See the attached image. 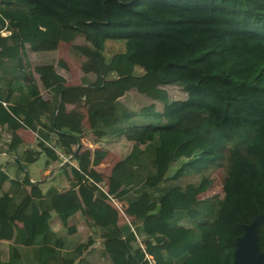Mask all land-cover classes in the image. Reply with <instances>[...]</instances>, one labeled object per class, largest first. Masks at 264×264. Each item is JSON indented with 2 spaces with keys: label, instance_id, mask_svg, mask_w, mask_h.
<instances>
[{
  "label": "trees",
  "instance_id": "16d2710c",
  "mask_svg": "<svg viewBox=\"0 0 264 264\" xmlns=\"http://www.w3.org/2000/svg\"><path fill=\"white\" fill-rule=\"evenodd\" d=\"M4 26L12 29L0 34V124L10 130L6 148L16 156L15 171L39 152L18 150L20 127L36 131V145L49 158L57 154L43 140L70 154L71 133L82 134L88 150L80 141L66 189L41 190L26 175L9 179L10 188L0 191V238L10 243L0 264H87L82 252L94 238L70 237L75 227L67 220L76 211L89 217L97 236L116 243L102 248L110 264H146L141 247L154 264H231L241 225L264 211V0H0ZM79 33L84 41L75 42ZM56 47L65 62L24 59L27 48ZM56 66L68 67L75 87ZM108 71L115 76L106 78ZM168 83L185 97L169 98L161 87ZM128 90L160 101L162 110L149 102L134 112L118 99ZM82 95L87 120L82 108L79 125ZM92 135L131 141L107 172ZM222 156V194L199 197ZM7 177L0 169V189ZM17 209L25 218L13 227ZM52 212L63 232L50 227ZM257 235L264 252V218Z\"/></svg>",
  "mask_w": 264,
  "mask_h": 264
},
{
  "label": "crops",
  "instance_id": "0c3cea01",
  "mask_svg": "<svg viewBox=\"0 0 264 264\" xmlns=\"http://www.w3.org/2000/svg\"><path fill=\"white\" fill-rule=\"evenodd\" d=\"M58 21L63 23L59 19H56V24ZM54 50L55 49L48 50V51H39V52L35 51L34 52V51H31L30 49L27 48L25 51V54H24V59L27 61V63L29 65L30 64L33 65L35 63H40V62H44V61L53 62V64H54L55 60L58 58L55 56ZM68 53L74 59L70 48L68 50ZM74 60H76V59H74ZM77 62L80 63L79 61H77ZM136 68H138V67H136ZM26 69L28 71V73H27L28 78H30L35 83V85L39 89L40 93H44V91L41 87L40 81L37 77V73L35 71H33L32 68H26ZM55 70L57 72L62 73L59 66H56ZM62 74H64V73H62ZM84 74L90 78L93 76L92 73H88V72H85ZM114 76H115V74L112 71H108L105 75L106 78H112ZM68 83L69 82L66 81L65 84L68 85ZM131 91H133V90L126 91L120 97H118V99H120V101H122L124 104L127 105L126 101L123 100V97L126 94L130 93ZM76 97H77V94H76ZM80 100L81 101H79V99L77 98V105H76V110H77L78 115H79V125H80V113L79 112H81L82 108H84V105L82 104V99H80ZM72 106H73V104H66V109H70ZM84 111H85V108H84ZM85 115H86V120H87L86 111H85ZM40 119L42 121H44L45 116L40 115ZM87 124H88V121H87ZM52 125H53V123L51 122L50 126L52 127ZM88 126H89V124H88ZM80 130H81V128H80ZM18 132L20 133V135L22 137V141L18 147V150H21V149L24 150V149H29V148L34 149L35 148L36 150H39V152L35 156V159L32 162L28 163L26 166H23L22 170L16 172L15 171V165L12 163V160L16 159V156H14L13 151H10L6 148L7 142L9 141V138H10V130L4 124H0V169L3 170L4 172H6V174L8 176L7 179L4 180L0 191L1 190L5 191V190H8L10 188L11 183H10L9 179L15 178L17 180H20L23 175H26L28 182L37 183L40 186L41 190H44L50 184H55L59 189L68 188L71 180L73 179L72 175L70 173V170H69V166L76 164L74 158L69 160V161L62 159L61 157H59L57 151H60V152H63V151L60 150L56 146H55L56 149L55 150L53 149V151L57 155L54 156V158H49L48 155L45 153V151L42 149H39L36 145L37 138L39 137L37 135L36 131L29 129V128H26V127H20L18 129ZM48 133H49V136L52 138V140L55 139V137H56L55 130H50V131H48ZM113 137H115V136L107 135L106 137L103 138V140L114 139ZM92 138H93V135H92ZM103 140H101V141H103ZM43 141L46 145H47V143L52 144V142H49L47 140H43ZM80 141H81V138H80ZM102 151H104V150H102ZM123 153L124 152H122L121 154H123ZM99 158H100V156L98 155V152H96L95 153V161H97ZM64 163H66V164H64ZM60 166L64 167L63 172H62V170L57 169ZM73 188L76 189V186H74ZM119 199L122 201V203H125L121 198H119ZM24 218H25L24 212L21 211L20 209H17L10 216L9 221L13 227H19L23 224ZM48 221H49L50 227L53 230H55L57 232H60V231L63 232L64 231V227L62 226L59 218L57 217V215L54 212H52L50 214ZM67 224L75 227V232L73 234H70V237L72 239H74V241L75 240L76 241H83L88 236H91L94 238V242L91 243L82 252L84 260H86L88 262L87 264H110L107 256L103 253L102 248L104 249L105 245H108V246H111L114 248V247H116V243L110 242L106 239H103L100 236H97L95 228L91 225L89 217L85 213H83L82 211L74 212L72 215H70L68 217ZM125 226L127 227L128 231L130 232L133 242H138L139 244H141V240L138 237L137 232H136L135 224L134 225L128 224ZM150 239H151L152 243L154 244V240H153L154 238L150 237ZM9 243H10V240L5 239V238H0V258L1 259L7 258ZM19 248H20L21 253L26 252V247L22 246ZM140 251L143 254L145 253L144 256L146 259V264H154L150 259V253L148 251H146V249L144 247H141ZM161 251H164V250H161ZM92 255H96V257H92ZM103 257L105 258L106 262L100 263L98 258L103 259Z\"/></svg>",
  "mask_w": 264,
  "mask_h": 264
},
{
  "label": "rangeland",
  "instance_id": "374dc122",
  "mask_svg": "<svg viewBox=\"0 0 264 264\" xmlns=\"http://www.w3.org/2000/svg\"><path fill=\"white\" fill-rule=\"evenodd\" d=\"M82 41H84V36L82 34H80V33L77 34L76 35V38H75V42H82ZM70 42H69V44H70ZM54 53H55V56L56 57L62 58L61 52H60V50H59L58 47L55 48ZM74 59H76V58H74ZM63 61H64V59H63ZM60 70L62 71V73H64L66 75L67 82H71V80H70V73H69L68 67H67L66 70H64L62 68H60ZM140 70H141V68H139V67L136 68V71H140ZM83 74L80 75V81H81V76ZM161 87L166 90L167 95H168L169 98H183V97H185L184 90L178 84H176V83L163 84V85H161ZM123 100L126 101L127 106L129 108H131L134 112H138V110H139V108L141 106H143L145 104H148L149 102H153L154 105H155V108L158 111H161L162 110V103L160 101L150 99L149 97L145 96L144 94L138 93L135 90H133L130 93L126 94L123 97ZM80 138H81V142L84 143V141H82V134H81ZM113 138L114 139H108V140L101 139L103 141H101V140L95 141L92 138V140L94 141V143L96 145V149H98V150H104L105 151L104 152V156L101 157V159H102V162L104 164V167H105L106 172L108 171V166L114 160H116V158H119L121 155H123L128 150V148L130 146V143H131V141L125 140V139H123L121 137H113ZM84 145L87 148V146H86L85 143H84ZM87 150H88V148H87ZM122 152H124V153L121 154ZM92 160H93V158H92ZM64 164H66V163H64ZM174 164H175V162L172 163V166ZM92 165L94 166V162H93ZM224 167H225V158H224V156H222L220 158V161L216 165L213 166V169H212L211 174H210V176H211V183L209 184V186L207 187L206 190L198 193V196L199 197L208 196V195L214 194V193H216L218 195H221L222 194V189H221V176H222ZM57 169L62 170V172L64 171V167L63 166L62 167L60 166ZM102 188L107 192V190H106V188L104 186V182L102 183ZM108 206L110 207V210H111L112 214H114L116 216V218L118 219V221L119 222H122L120 220V217L118 216V214L116 212L115 205L113 203L109 202L108 203ZM180 223L187 225L189 223V221L186 220V219H183L182 221H180ZM142 238L144 240V237H142ZM92 257H96V255H92ZM98 260L100 261V263L106 262V260H105L104 257H103V259L98 258Z\"/></svg>",
  "mask_w": 264,
  "mask_h": 264
},
{
  "label": "water",
  "instance_id": "95a60500",
  "mask_svg": "<svg viewBox=\"0 0 264 264\" xmlns=\"http://www.w3.org/2000/svg\"><path fill=\"white\" fill-rule=\"evenodd\" d=\"M69 86H74L72 82L68 83ZM80 87L83 86L81 82ZM76 138V144L68 156L67 161L75 157L76 151L80 144V138L71 133ZM264 218V211L256 214L248 223L241 225L242 232L234 239V248L232 250L231 264H263L264 252L259 249L257 230L259 224Z\"/></svg>",
  "mask_w": 264,
  "mask_h": 264
},
{
  "label": "built area",
  "instance_id": "2783aa9c",
  "mask_svg": "<svg viewBox=\"0 0 264 264\" xmlns=\"http://www.w3.org/2000/svg\"><path fill=\"white\" fill-rule=\"evenodd\" d=\"M11 29L12 28L10 26H4L0 29V34H2V35L8 34L11 32ZM185 95H186V93H185ZM82 98H83V95H82ZM173 99H176V98H173ZM47 145L54 150L56 149L55 146L51 143L50 144L47 143ZM57 153H58L59 157H61L62 159L66 160V161L68 159V156L70 155V154H65L64 152H60V151H57Z\"/></svg>",
  "mask_w": 264,
  "mask_h": 264
},
{
  "label": "bare ground",
  "instance_id": "6f19581e",
  "mask_svg": "<svg viewBox=\"0 0 264 264\" xmlns=\"http://www.w3.org/2000/svg\"><path fill=\"white\" fill-rule=\"evenodd\" d=\"M81 99H82V97H81Z\"/></svg>",
  "mask_w": 264,
  "mask_h": 264
}]
</instances>
